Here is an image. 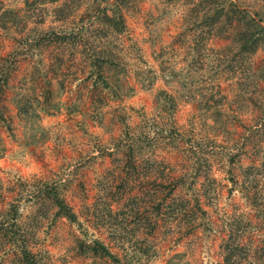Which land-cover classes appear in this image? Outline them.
<instances>
[{
  "label": "rangeland",
  "instance_id": "1",
  "mask_svg": "<svg viewBox=\"0 0 264 264\" xmlns=\"http://www.w3.org/2000/svg\"><path fill=\"white\" fill-rule=\"evenodd\" d=\"M192 2L131 0L123 7L126 29L114 34L108 44L125 67H119L124 71L118 75L123 86L108 95L107 106L97 108L92 102L93 76L88 74L87 64L88 54L96 48L92 34L86 33V45L80 41L66 46L64 51L45 44L43 37L46 31L70 30L81 20L87 21L97 0H59L34 11H26L24 0H0V13L15 9L29 14L19 28L11 25L8 18L0 20V101L7 118L0 120L5 148L0 158V178L5 182L6 195L19 203L21 222L32 228L29 247L35 264H116L83 252L79 242L95 239L109 246L120 257V264H168L169 259L175 264H224L221 242L227 236L229 223L237 213L245 220L254 214L245 190L236 183L250 159L227 162L232 151L229 134H215L199 124V110L184 102V98L173 111L168 109L161 91L178 96L179 83L165 82V68L187 67L192 48H201L195 53L196 58L202 54L200 61L194 58L198 74L220 82L232 106L241 98L245 105L238 120L250 123L260 108L255 102L264 105V78H259L262 88L257 89L253 84L249 87L247 79L241 83L239 79L251 67L264 68V50L232 68L234 61L224 52L219 53L235 49L227 31L200 29L205 7H196ZM240 3L251 12L260 10L264 15V0ZM195 37L204 41H195ZM57 54L64 59L57 61ZM108 66L107 77L114 86L117 79L110 78L112 71ZM58 75L66 86L52 85L58 89L54 96L57 109L48 113L42 109V90L46 84L57 82ZM19 105L29 113L19 112ZM238 122L234 123L233 134ZM242 130L240 126L239 131ZM133 136L140 138L144 153L150 149L151 156L168 161L162 162L168 166V181L173 174L189 171V180L180 185L174 196L189 201L190 207L197 200L208 202L203 184L209 175L214 187V195L210 196L215 205L205 206L208 211L200 226L191 228L189 218L183 215L178 222L161 219L154 233L149 232L153 178L132 183L135 188L130 195L117 185L119 169L124 165L123 148ZM255 139L246 138V148L241 152L259 158L253 146L262 141ZM190 154L194 155L189 158ZM194 157L199 162H193ZM192 165L202 167V172L193 170ZM44 181L57 184L78 221L56 217L53 210L50 216L40 213L36 197L31 196ZM133 192L139 195L130 200ZM251 232L247 234L256 237L253 247L259 250L242 264H264V233ZM18 252L9 246L0 251V264H15Z\"/></svg>",
  "mask_w": 264,
  "mask_h": 264
},
{
  "label": "trees",
  "instance_id": "2",
  "mask_svg": "<svg viewBox=\"0 0 264 264\" xmlns=\"http://www.w3.org/2000/svg\"><path fill=\"white\" fill-rule=\"evenodd\" d=\"M56 1L59 0H24L26 11H34L37 7ZM130 1L131 0H97L98 4L92 8L88 20H81L76 28L44 32L43 37L45 39V44L59 47L63 51L66 46L72 47L73 45H77L80 41L81 44L86 45L84 41L86 33L92 34L96 42V48L93 50V53L88 54L90 58L87 64L89 70L88 74L93 76L91 90H94V92L92 102L96 103L97 108L107 106L109 103L108 95L115 92L117 89H121L123 86L118 80V75H121L124 71L119 67H125L121 61H118L120 58L117 54H113V50L108 44H111L114 34H120L125 31L126 22L123 7ZM189 1H193L192 3L195 4L196 7H205L203 8V15L200 19V29L211 31L215 28L221 33L227 31L226 35L231 38V43L235 46V49L233 50L232 47V50L220 51L219 53L224 52L225 57H229V60L234 61L232 68L234 66H240L246 60H251L253 57H256L260 49L264 50V15L261 14L260 10L251 12L246 6H242L240 3L241 0ZM61 10L63 9L60 8V11ZM27 17H29V14H21L20 11H16L15 9H5L0 13V20L8 18L9 21H11V25H15L17 28L20 27L23 21L26 22ZM3 25L5 26L6 24L4 23ZM195 41L204 40L203 38L200 39L195 37ZM191 46L193 47V44H191ZM192 49L193 52L190 54L191 60L187 67H182L181 69L171 68L169 66V68L167 67L168 69H166L164 67L165 82L167 84L176 81L179 83L178 96L166 90H162L161 94L165 99V105L168 109L173 111L180 102V99L184 98V102L193 104L197 110L201 111L197 112L198 116L196 117V120H199V124L207 126L215 134H229L231 137L229 145L232 151L226 158L227 162L229 161L233 164L235 162H244L245 159H250L248 160L250 163L244 167L240 179L236 178V183L238 182L242 190H245L244 194L249 201L248 206L251 211L252 209L254 210V214H247L252 217H247V220H245L243 215L237 213L231 223H229V228L226 230L227 236H225L221 242L224 264H242L245 261L244 259L250 257L259 250L257 247H253L256 237L251 238V236L247 234L248 231H252L251 234L264 233V105L263 103L258 104V102H255V105L260 108L257 110V114L253 115L250 123L238 120L239 118L237 115L242 112L241 109L245 105V102L242 101L241 98H238L234 101L235 107L232 106L228 99V95L224 93L221 88L220 82L216 81L212 76L208 78L203 74L199 75L197 71L198 66L194 58H196L195 53L200 52L201 48L194 47ZM201 57L202 54L199 53L196 61L199 62ZM55 58L57 61H61L64 59V56L57 54ZM108 65L116 67L113 68ZM106 66L112 71V76H110V78L117 79L116 85L114 86H111L108 80ZM60 72H62V70ZM259 78H264V68L258 69L255 67V69H253L251 67V69L239 79V83H241L243 79H247L249 81V87L253 84L254 89L259 87L262 88ZM56 80L57 82L53 81L50 85L46 84L42 90L44 98V106L42 109L48 113H53L54 110L57 109L54 96L58 89H54L52 85L56 84L58 87L63 86L61 88L66 86L64 85L65 83L62 76L58 75ZM49 83L50 82H48V84ZM246 84L248 85V83ZM22 105L23 103L21 106ZM229 105L231 106L229 107ZM21 106H18V111H25L28 114V109L26 107L21 108ZM231 115H233V117ZM6 119L4 107H2L0 101V120L6 121ZM237 121H239L237 124L238 129L236 128L234 130L235 134H233V126ZM240 126L244 131H239ZM251 136H253V139L258 138L257 140L262 141L260 145L253 146L259 158L249 155L248 152L244 154L241 152L242 148H246V146H243L245 141H247L246 138L248 139ZM45 137L46 136L43 135V138ZM154 137L155 136L149 138L151 139ZM138 139L140 140V138L136 136L131 137L126 147L123 148L125 152H123L124 155L121 161L124 162V165L119 169V175L121 177L117 185L120 190H125L127 195H130L129 193L135 188L132 183L146 178H153L152 183L154 184V188L151 192L152 194H150L152 215L148 216L147 219L149 232L154 233V230L157 229L159 225V220H174L178 222L177 219L183 218V215L189 218L188 222L191 228L194 229L200 226L208 211L205 206L208 204L215 205L212 202L213 197L210 196L211 194L214 195V187H212L209 175H206V182L203 184L209 199L208 202H206L207 204H202L197 200L195 206L190 207L189 201L185 199L179 200L174 196L175 191L178 190L180 185L183 186L184 183L189 180V171L184 174H173L172 179L168 181V166L162 163L168 161H166V159L158 160L151 156L152 150L150 149L147 153H144V148L139 145ZM183 139L186 138L183 137ZM240 139L243 140L242 143H240ZM149 147H151V145H149ZM119 148L122 149L121 147ZM192 151H194V148ZM4 153L5 148L2 138L0 137V158L3 157ZM193 155L194 154H190L189 158ZM192 159H194L193 162H199L198 160L195 161V157ZM207 161L209 162L210 160L207 159ZM157 162L159 164H157ZM192 166L195 167L193 170L196 172H202V167L198 166L196 168L195 165ZM134 194L130 196V200H133L134 197L139 195L138 193ZM112 195H114V192ZM31 197H36L38 203L37 209L41 210L40 213L42 215L50 216L53 210V215L56 217L67 218L71 222L78 221L77 213L61 195L57 184L44 181L37 186V189L33 192V196ZM137 199L135 201L138 204ZM1 205L0 251L5 250L9 246L13 248V251H19L18 256L15 254V264H35L36 259L29 247L32 228H30L29 225L25 226L21 222L19 203L16 199L6 195L5 182L2 178H0V206ZM169 229L172 230L173 228L169 227ZM258 231L261 233H258ZM246 239L251 240L247 242ZM79 245L85 253H91L95 256L109 259L116 264L121 263L120 257L99 239L90 242L82 240L79 242ZM171 261L172 259H169L168 264H175Z\"/></svg>",
  "mask_w": 264,
  "mask_h": 264
}]
</instances>
